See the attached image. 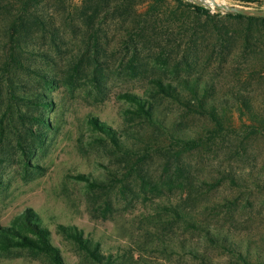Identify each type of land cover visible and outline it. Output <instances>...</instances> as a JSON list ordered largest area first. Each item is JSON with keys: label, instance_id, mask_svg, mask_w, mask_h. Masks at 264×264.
Masks as SVG:
<instances>
[{"label": "rangeland", "instance_id": "374dc122", "mask_svg": "<svg viewBox=\"0 0 264 264\" xmlns=\"http://www.w3.org/2000/svg\"><path fill=\"white\" fill-rule=\"evenodd\" d=\"M242 7L264 10V0ZM190 10L172 0H0V226L29 210L63 264L94 263L60 225L76 227L113 264H198L187 249L224 264L230 255L210 247L202 231L264 253V191L248 195L217 185L221 170L264 179V138L220 131L207 142L208 117L153 86L159 79L182 91L183 79L200 77L221 103V122L240 125L230 68L205 61L204 39L193 54L186 32L175 34L180 24L202 27ZM17 17L22 25L9 59L8 29ZM144 18L148 27L138 25L144 32H131L133 21ZM49 19L57 33L39 26ZM254 90L264 118V87ZM125 94L150 102L159 122L145 121ZM91 118L111 130L117 145ZM79 174L97 186L77 180ZM0 264L53 263L17 247L0 248Z\"/></svg>", "mask_w": 264, "mask_h": 264}, {"label": "trees", "instance_id": "16d2710c", "mask_svg": "<svg viewBox=\"0 0 264 264\" xmlns=\"http://www.w3.org/2000/svg\"><path fill=\"white\" fill-rule=\"evenodd\" d=\"M164 0H160L163 2ZM177 6H183L191 9L190 12L198 21H202V27L192 25L189 28H184L180 24L177 28L179 31L175 32L177 36L182 35L185 31L187 39L190 40V48L195 54L196 40L204 39L206 51L205 61L208 63L213 61L219 65H227L230 71L236 78L239 89L231 92L230 96L233 99L232 107L236 110V119L239 122L237 129H233L232 125L221 122V115L219 108L221 103L211 98L212 87L209 86L200 77L191 80L183 79L181 83L182 91L177 90L171 83H163L156 79L153 81L154 88L166 97L171 98L176 103L188 108L189 110H197L199 113L208 117L213 126L205 131V141L211 142L215 138H219L220 131L229 134L228 136H238V133H249L250 135H261L264 138V118H262L256 108V97L254 89L264 87V17L243 16L237 13L224 12L222 17L220 13L211 14L209 11L201 6H196L181 0H172ZM256 1V0H252ZM251 0H241L240 5L246 6V3ZM152 12H157L152 9ZM28 14L37 20L38 15L33 11H28ZM151 16L148 15V18ZM15 24L10 25L9 38L12 42V49L8 48L6 54L9 59H14L13 43L16 35L22 25L21 19L18 17L14 21ZM134 25L131 26V32H136L139 35L144 32L148 26L146 18L142 20H134ZM140 24V26H138ZM43 30L49 34L57 33L55 23L49 19L47 25L40 23ZM177 30V29H176ZM181 42V41H180ZM177 43L176 47L179 49L182 45ZM167 63V59L165 60ZM254 85V86H253ZM210 89V90H209ZM211 91V92H210ZM186 92V93H184ZM191 96L195 104H192L186 94ZM130 102L136 105V113L149 123L159 122L153 114L154 108L150 102L144 98L133 95H123ZM210 98V99H208ZM220 104V107L218 105ZM196 108V109H195ZM90 122L98 128L102 133L109 136L110 141L116 144L111 130L103 123L97 122L95 119H89ZM236 130V131H235ZM218 133H215V132ZM238 131V132H237ZM244 131V132H243ZM226 136L222 135L221 137ZM176 143L182 146L189 147L192 145L191 141L175 138ZM190 143V144H189ZM75 178L79 181L85 182L88 186H97L95 182L88 179L82 174L76 175ZM218 184H226L228 189L245 192L248 195L264 191V179L258 176H253L251 172L246 174L234 173L231 171L221 170ZM234 203V202H233ZM186 223V221H185ZM193 229L202 231L200 227L191 223ZM25 229L31 235L22 232ZM60 232L69 240H71L86 257L94 264H113V261L104 259L99 252V246L87 238L83 237L80 230L73 226H59ZM204 239L212 248H217L224 253L230 255L224 264H264V253L250 243L241 245L224 236H220L209 231H202ZM23 247L32 250H37L44 253L53 264H63V261L55 247H53L48 239L47 229L38 225L36 216L29 210H25L19 216L12 220L8 226H0V248H17ZM187 255L198 264H215L211 258L203 253H199L195 249H187Z\"/></svg>", "mask_w": 264, "mask_h": 264}, {"label": "water", "instance_id": "95a60500", "mask_svg": "<svg viewBox=\"0 0 264 264\" xmlns=\"http://www.w3.org/2000/svg\"><path fill=\"white\" fill-rule=\"evenodd\" d=\"M186 1L196 6L202 5L201 2H197L193 0H186ZM219 9H221L224 12L237 13L243 16L264 17V10H260V9H250V8L236 7L230 5L222 6Z\"/></svg>", "mask_w": 264, "mask_h": 264}, {"label": "bare ground", "instance_id": "6f19581e", "mask_svg": "<svg viewBox=\"0 0 264 264\" xmlns=\"http://www.w3.org/2000/svg\"><path fill=\"white\" fill-rule=\"evenodd\" d=\"M193 1L201 2L203 5L206 4V6H209L212 10L227 5L224 1L222 4H218L215 0H193Z\"/></svg>", "mask_w": 264, "mask_h": 264}, {"label": "built area", "instance_id": "2783aa9c", "mask_svg": "<svg viewBox=\"0 0 264 264\" xmlns=\"http://www.w3.org/2000/svg\"><path fill=\"white\" fill-rule=\"evenodd\" d=\"M230 6L242 7V5H240L239 3Z\"/></svg>", "mask_w": 264, "mask_h": 264}]
</instances>
